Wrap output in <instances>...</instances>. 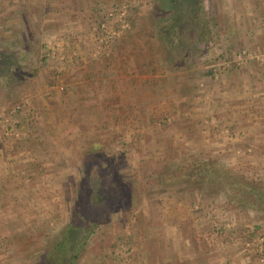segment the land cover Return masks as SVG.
<instances>
[{"label": "rangeland", "instance_id": "1", "mask_svg": "<svg viewBox=\"0 0 264 264\" xmlns=\"http://www.w3.org/2000/svg\"><path fill=\"white\" fill-rule=\"evenodd\" d=\"M220 1L226 7L240 2L202 0L196 20L179 6L175 13L182 16L173 23L168 0H0V112L8 110L0 115V264H39L52 250L87 186L90 148L96 164L88 174L109 171L104 176H111L117 197L76 264H175L179 255L197 253L196 237L214 264H264V209L237 205L233 192L204 181L213 167L223 180L248 182L264 195V159L248 162L259 156L246 144L257 134L246 135L236 150L222 140L234 138L226 131L218 147L206 142L212 134L199 132L204 136L195 139L193 113L206 111L204 101H194L190 87L175 81L214 47L211 8ZM252 1L254 9L264 4ZM263 52L264 45L240 48L228 63L264 62ZM5 59L12 72L3 71ZM134 60H144L155 82L164 79L153 85L158 97L152 94L151 105L161 106L164 91L173 89L183 97L178 110H125L119 84H126L116 82L123 73L117 77L114 70ZM95 70L114 83L90 82ZM94 86L106 99L89 101L85 115L86 93ZM110 184L106 179L104 188ZM229 187L237 191L236 184Z\"/></svg>", "mask_w": 264, "mask_h": 264}, {"label": "crops", "instance_id": "2", "mask_svg": "<svg viewBox=\"0 0 264 264\" xmlns=\"http://www.w3.org/2000/svg\"><path fill=\"white\" fill-rule=\"evenodd\" d=\"M229 1L232 3L231 0ZM239 1V3L236 1L237 3L235 2L233 6L227 3V7L222 1L216 2L217 4L214 3L211 8L212 19L218 32V36L213 40L214 42H211L214 47L209 49V52L207 50V54H204V63L196 67L193 64L189 69H185L186 71H179L178 73L180 74L175 81L178 87L187 84L191 92L193 91L191 93L193 100L197 102L203 100L205 104V108L202 110L206 111L204 113L201 111L200 117L193 113L197 117L195 122L197 132L193 137L197 140L201 138L203 134L198 137L199 132H205V135L212 134V142H209L210 140L208 139H206V142L218 147L221 141L217 137H221L220 132L226 131L230 135L234 134V138L225 137L222 140L225 141L224 143L229 149L236 150L243 148L241 141L246 139V135L250 138L251 134H257V137H259L255 138L256 141L258 140L257 143L255 139L253 142L250 140L246 141L249 147L259 150V156L255 155L252 159L249 158L250 160L248 161L256 163L264 159V62L248 59L241 67H235L229 65L228 58L233 56L240 48L245 47L254 50L264 45V4L254 9L252 0ZM236 7L241 10L240 13ZM260 7L262 8L261 12ZM143 61H121L119 63L121 71L114 70L117 77L118 73L125 75V77L120 75L116 81L126 84V86L119 84L126 91L124 97L126 100L125 110H178L181 104L180 100L183 97L179 96L173 89H171V93H169L170 90L164 91L163 99L157 100H161V106L151 105L153 101L152 94L158 97L154 94L156 93L155 90H152L153 85L161 83L160 81L164 82V79H159L155 82L156 79L153 75H150V70L143 68ZM95 72L98 75L95 78L88 79L90 82L93 80L98 84L114 83V80H110L109 77L105 79L101 75V70L99 72L95 70ZM77 79L83 81V83H89L85 80L87 79L86 77L85 79L84 77H77ZM73 81L74 79H71L69 81L70 84ZM72 88L74 91L80 92L77 87L73 86ZM94 89L96 91L91 89L89 93H86L85 98H87V101L83 104L86 107L85 109L88 110H83L82 112L85 115L91 113L89 101H101L100 98L105 101L106 99L104 95L107 94L105 92L102 93L96 86H94ZM113 90L114 87L112 86L109 90L111 99L114 97ZM172 91H174V95H171ZM167 93L170 95L165 96ZM116 95L118 96L119 94ZM78 96L82 98V92ZM165 106L168 107L161 109V107ZM46 109L49 110L48 107ZM134 111H130L128 115L133 114ZM2 114L7 116L8 110H3ZM2 114L0 112V115ZM18 117L20 116L17 114L15 116L17 121ZM191 132L194 131L191 130ZM3 164L5 162L0 163L2 166ZM1 177H4V173L0 169V181L2 183L0 184V189H4V180ZM193 242L192 245H195L197 253L186 256L183 254L179 255L175 264H214L213 256L202 246L203 240L196 237ZM218 264H224V262Z\"/></svg>", "mask_w": 264, "mask_h": 264}, {"label": "trees", "instance_id": "3", "mask_svg": "<svg viewBox=\"0 0 264 264\" xmlns=\"http://www.w3.org/2000/svg\"><path fill=\"white\" fill-rule=\"evenodd\" d=\"M168 2L172 8L171 12L173 17L174 15L177 16L172 19V21L174 20L173 23H176L179 17L182 16L181 10H178L177 14L175 13L179 6L185 8L187 12L191 14L190 18L192 20L198 19L202 10V0H168ZM164 31L166 36L170 35V32L166 30V28H164ZM1 67L4 69L3 71L7 73L12 72L11 70H13L12 67H14V65L9 62V59H5ZM92 150L93 149L90 148L85 153L84 170L88 178L87 186H82V188H84H81L80 196H76L75 202L77 201V205L75 209L71 211L70 221L59 235L57 243L51 246L52 250H47L42 254L41 259L38 261L39 264H76L80 251L86 246L87 240L96 226L107 219L110 206L117 197L112 196V190H110L114 186L112 184L114 182L111 176H104L109 175V171L96 178L88 174V172L91 173L92 168L96 164L93 159L94 151ZM219 173L223 174V172L214 171L213 167L209 172L206 170L205 183L209 184V187L214 190H216L217 187H221V190L225 192H233V196L230 197V194L226 196L234 199V203L237 205L241 206L245 204L250 207L264 209L263 192L256 190L253 186L249 185L248 182L239 181L233 177L230 181L227 180L229 177L223 180ZM106 179L111 184L110 187L104 188ZM235 184L237 191L234 192L232 191L233 188L229 186L233 187ZM96 196H99L100 199ZM79 233H81L79 236L81 238H75Z\"/></svg>", "mask_w": 264, "mask_h": 264}, {"label": "built area", "instance_id": "4", "mask_svg": "<svg viewBox=\"0 0 264 264\" xmlns=\"http://www.w3.org/2000/svg\"><path fill=\"white\" fill-rule=\"evenodd\" d=\"M262 57H264V52L262 53ZM243 58H244L243 54H239L238 59L242 60Z\"/></svg>", "mask_w": 264, "mask_h": 264}]
</instances>
